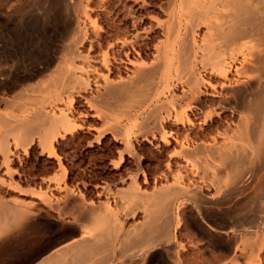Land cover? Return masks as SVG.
I'll use <instances>...</instances> for the list:
<instances>
[{
	"label": "rangeland",
	"instance_id": "1",
	"mask_svg": "<svg viewBox=\"0 0 264 264\" xmlns=\"http://www.w3.org/2000/svg\"><path fill=\"white\" fill-rule=\"evenodd\" d=\"M107 1L0 0V72L47 67L35 78L27 79L14 93L0 89V98L6 100L0 101V122L3 118H8L9 124L16 122L14 117L16 120L32 118L31 112L36 106L37 112L51 108L57 115L64 109L75 125L71 131H61V137L53 141V152L43 147L39 137L26 150L19 149V156L13 157L11 175L0 155V182L6 181L0 183V201L19 203L28 209L18 227L0 235V264H37L54 250L59 249L61 253L64 245L72 250V245L81 241V234L88 239L93 232L87 221L89 211L105 205L118 213L124 228L112 249L114 259L108 264H264V166L256 170L248 168L251 172L245 170L247 185H230L228 170L217 159L218 155L202 152L203 147L208 150L240 143L235 140L239 121L248 114L240 103H228L231 95L224 93L222 82L225 80L210 71L203 72L210 82L206 97L220 101L228 96L224 99L226 104L223 100L194 103L184 97L187 86L178 80H175L174 95L168 92L155 101L138 95L134 99L139 102L133 99L131 106L127 99H110L111 95L101 94L105 91L102 86L107 83L97 74L98 71L108 74L101 66V56L109 46L107 41H118V35L119 39L127 38L149 62L160 49L166 52L169 42L175 39L174 23L183 12L182 0ZM67 15L79 17L88 39L95 38L96 30L105 31L102 33L108 38L102 40L103 47L90 48L88 40H83L88 42L86 45H78L80 54L86 56L75 59L79 66L86 68L78 73L90 77L91 89L83 90L82 96L76 95L72 103L68 99L61 103L57 100L60 90L50 87V80L57 75L63 58L68 57L64 49L71 38ZM206 31L202 28L197 37H203ZM225 51L229 57L231 51ZM202 52L196 55L200 65L205 61L200 56ZM113 57L110 56L114 69L108 74V83L118 84L117 81L127 79L132 90L145 86L144 81L130 78L134 65L125 57L120 60L117 56L116 61ZM205 68L211 70L210 66ZM234 76L233 70L229 78ZM154 82L158 83L159 78ZM98 85H101L100 93ZM156 90L155 93L161 86ZM30 101H36L37 105ZM140 101L148 104L143 106ZM22 104L31 110L27 107V113L24 105L20 107ZM151 109L163 115L162 131L155 127ZM182 110L187 112L186 120L185 117L180 120ZM184 148L195 152L190 155ZM134 178L143 195H153L161 189L172 190L175 186L182 189L173 199L177 216L174 221L178 223L175 240L158 241L144 254L139 249L124 252L121 245L128 230L140 228L139 224L142 226L145 221L146 213L141 206L145 201L129 202L125 197ZM257 193L263 195L261 202L255 198Z\"/></svg>",
	"mask_w": 264,
	"mask_h": 264
},
{
	"label": "bare ground",
	"instance_id": "2",
	"mask_svg": "<svg viewBox=\"0 0 264 264\" xmlns=\"http://www.w3.org/2000/svg\"><path fill=\"white\" fill-rule=\"evenodd\" d=\"M181 8H183V12L180 14L178 20L176 19L177 23H174L177 29H174L175 27L173 28L174 30L172 29L173 33L177 34L175 39H173L171 43L169 42L168 49L166 47V52L164 51L165 49H160L162 48L160 47V50H157L158 54H156L149 62L146 60V56H144L143 52L136 48L135 43H130L127 38L123 37L124 39H119L117 38L118 35L116 36L118 41H107L109 42V46L107 47L108 50L101 56V66L107 71L106 73L109 74L114 69L110 56H114L113 58L116 57L114 59L115 61L118 60L117 56L120 60H123V57H125L129 63L134 65L130 78L135 77L136 79L134 78L133 81L136 80V82L144 81L145 84L143 85L145 86L142 87L141 85L140 87L142 88L139 89V85L137 84L136 87H138V89H133V91L128 85L127 79L125 80L127 81L126 83L122 80L121 82L117 81L118 84L108 83V74L98 71L99 73L97 75L99 77H104L107 83L102 86L105 91L104 93L101 91V94H107L108 96L111 95L112 97H110V99L113 97L127 99L129 100L127 103L131 106V103L133 102L130 101H132L134 97H138V95L139 97L144 96V100L149 98L147 99L148 101H155L160 100L164 95L166 96L168 92L173 94L176 85L175 80H178L182 85L186 84L187 86L186 89H184V97L187 99L190 98V101L193 100L194 103L201 104L202 102L207 101L214 102V100L219 103L223 100L225 103L226 100L224 99H227V97L231 95L228 103H231L232 101L240 103L242 108L245 109L248 114L241 117V120L239 121L240 124L235 140L238 139L240 143H227L222 147L211 148L208 150L203 147L202 152L210 151V155H214L215 153V155H218L217 159L219 158L220 162H222L224 166H226V170H228L227 177L229 176L230 178L228 179H231L232 181L228 182L230 185H244L248 183V181H246L247 179H244L246 175L244 172L246 169L250 168L251 170H256L259 167L261 168L262 165L264 166V0H182ZM67 17L69 20L68 28L70 30L71 38L68 44L65 45L64 49L67 52L65 57H68L65 59L63 58V63L60 65L61 67L58 68L59 70L57 69V75L54 77L52 76L50 80V87L55 86L60 90V95L57 100L61 103L65 102L67 99L69 100V103H72L76 95L82 96L83 90L87 91L88 88L91 89L92 81L89 79L90 77H84L82 76V73H78V70L86 69L79 66L75 61L77 57L82 55L80 54L81 48H79L78 45L81 44V46H83L84 43L86 45V43L89 42L90 48H97L102 46V40H107L108 38L102 33L105 31L96 30L94 33L95 38L88 39L86 36L87 31L77 19L79 17H76V19L68 15ZM174 21L175 20H173V22ZM202 28H206L207 31L203 37L199 36L200 38H198V31L202 30ZM83 40H88V42ZM225 50H227V52L231 51L229 57L225 56L227 54L225 53ZM197 52H202V55L200 56L201 58L203 57L202 59L205 61H202L205 63L202 62V64L201 61H199L201 65L198 63L196 59L198 58L196 56ZM133 53L135 54L134 59H131ZM79 58L82 57L80 56ZM208 64H210L209 66L211 70L205 68V66L207 68L209 67L207 66ZM11 68L13 67L11 66ZM46 68V66L39 65L37 69L34 68L24 72L16 71L15 73H12L14 72V69L13 71L6 70V74L0 72V89H6L11 93L17 91L27 79H31L32 77L35 78L36 75H39L38 73L43 72ZM233 70L235 71V76L229 78V74ZM93 71L95 72V70ZM205 71H210L211 74H215L226 81L222 82V87L225 91L224 93L227 95L229 94L228 96L222 100L219 98L220 101L217 100L218 98L214 99L212 97H206L208 91L206 87L210 85V82L204 77L203 72ZM156 77L159 78V82L155 84L154 79ZM158 85L161 86V90L155 93ZM97 87L96 88L100 93L101 85H98ZM88 99L89 98H87V100ZM1 100L3 101L5 98L1 97L0 101ZM90 100L91 99L88 100V103H91ZM36 101H34L35 103L33 101L30 102L36 104ZM146 101L142 102L146 103ZM110 103L112 102H109V104ZM134 104H136V102ZM134 104L132 105L134 106ZM23 105L24 104L20 107H23ZM25 105L23 107L24 110L28 107L26 106L25 108ZM142 105L144 106L145 104ZM231 105H234V103ZM35 107H33L34 110L31 112L32 118L22 117L17 118L16 120L14 115L10 114L14 117L16 122H12L14 121L12 120V124H9L8 118H3L4 120L2 119L0 122V155L2 156L3 165H5L7 173L10 175L14 173L11 165L13 157L19 156V149L24 148V150H26L27 147L31 146L37 137H39V141L44 144L43 147L47 148V150L49 148L53 152V141L61 134V131H71L73 127H75L74 123H72L73 121L71 122L64 109H61L60 114L57 115L55 112H52L53 110H50L51 108L49 110L42 108L37 112V107ZM28 110L30 111L31 108ZM151 110V112L154 113L152 114L154 117H151L153 121L156 120L155 127L162 131V126L164 124L162 125L161 121L165 120L161 119V116L163 117V115L156 114V112H154L155 109ZM23 112L24 111H22V113ZM244 112L245 111H243V113ZM126 114H128V112ZM180 115V120L184 117L186 120L187 112L185 113V111L182 110ZM169 117L171 116H168V118ZM177 119L178 118L176 117V121ZM38 121H40V123ZM114 121L116 122V120ZM117 126L118 125H116V127ZM112 128H114L113 125ZM62 134L64 133L62 132ZM128 136H130V134H128ZM168 140L169 139H167V141ZM184 150L187 151L188 149L184 148ZM191 150L189 149L188 152L190 155H193L195 151L193 152V150ZM250 169L248 170L251 172ZM131 183L130 189L125 193V197L129 199V202H140L141 200H144L145 203L141 204V206L144 208L146 215L144 224L142 226L139 224L140 228L135 227L137 230H128L124 239L122 240L121 238V245L124 252L127 250L131 251L132 249H139L138 251H140V254H144L150 246L158 241L164 240L166 242H171L172 240H175V230L178 227V223L175 224L174 221L177 216L175 214V201L173 202V199H175L174 197L180 193L182 189L179 186H177V188L175 186L172 190L164 191L161 189L155 194L148 196L147 194L143 195L139 192L136 185V178H134ZM261 196L263 195L261 194ZM261 196L257 193V197H255L256 200H260L259 202H261ZM259 205L260 209H258V213L262 212L261 203ZM80 212H82L81 209ZM27 213V207L22 204H7L0 201V235L9 232L16 226L18 227V225H20L26 218ZM87 218V221L91 223L90 230L93 231L92 234L88 235V239L81 234V239H79L81 241H79V243L77 241L76 244L72 245L75 248L73 247L71 250V248L68 247L69 245H64L62 247L63 249H61V253L59 249L57 250L59 251V254L54 250L37 264H108L111 262V260L114 259L112 253L113 246L124 230L123 223L121 222L118 213L108 205H105L99 209H92L89 211ZM120 253H122V251ZM118 255L120 256V254Z\"/></svg>",
	"mask_w": 264,
	"mask_h": 264
}]
</instances>
